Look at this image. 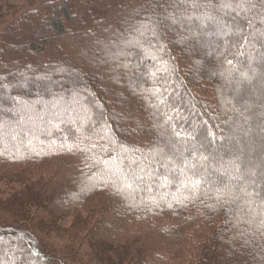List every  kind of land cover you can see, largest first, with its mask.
I'll return each mask as SVG.
<instances>
[{
	"label": "trees",
	"instance_id": "obj_1",
	"mask_svg": "<svg viewBox=\"0 0 264 264\" xmlns=\"http://www.w3.org/2000/svg\"><path fill=\"white\" fill-rule=\"evenodd\" d=\"M108 1L106 19L100 0H42L0 32V180L17 187L0 199V264H264V202L237 181L231 203L164 186L158 152L173 108L234 135L226 157L236 140L259 150L260 17L240 48L209 19L226 0Z\"/></svg>",
	"mask_w": 264,
	"mask_h": 264
},
{
	"label": "snow or ice",
	"instance_id": "obj_2",
	"mask_svg": "<svg viewBox=\"0 0 264 264\" xmlns=\"http://www.w3.org/2000/svg\"><path fill=\"white\" fill-rule=\"evenodd\" d=\"M219 7L223 10V15L219 18H209L213 19L219 32L225 36L238 37L237 45L240 48L252 44L253 41L250 39L252 32L247 29L255 27L256 17H260L258 22L264 24V0H226ZM249 13L253 15L250 16ZM225 16L232 18L233 25L225 22ZM237 18H242L244 23L236 24ZM229 28L231 31H226ZM255 43L259 44L260 49H264V31L259 32ZM258 59L260 64L264 65V52L259 53ZM227 63L231 65L233 62L228 60ZM242 76L249 82L253 78L247 73H242ZM249 108L250 106H245L244 111L240 112L245 122L251 118L245 115ZM170 111L175 112V116L164 114V125L167 126L166 140L163 147H158V152L166 161L161 164L165 169L162 175L164 186H176L178 190L183 189L192 197H196L204 186H214L217 191L216 198L231 203L239 197L232 192L226 181H237L240 184L238 191H242L246 197L259 198L264 202V113L260 114V122L256 125L257 139L261 145L259 150L251 148L252 154H245L241 142L236 140L235 147L227 149L229 156L226 157L222 154L224 141L235 140L234 135H218L217 126L209 125L207 121L188 127L186 117L181 116L174 108ZM251 131L252 128L249 126L245 135ZM165 148L168 149L167 152ZM225 165L231 167L233 172L227 171ZM137 179L142 180L143 177ZM249 188L252 190L249 191ZM228 197H231V200ZM188 198L187 195L184 197ZM168 207L170 208L171 204Z\"/></svg>",
	"mask_w": 264,
	"mask_h": 264
},
{
	"label": "rangeland",
	"instance_id": "obj_3",
	"mask_svg": "<svg viewBox=\"0 0 264 264\" xmlns=\"http://www.w3.org/2000/svg\"><path fill=\"white\" fill-rule=\"evenodd\" d=\"M40 2L42 0H0V32L5 29L7 25H9L11 22H13L15 19L20 17L22 14H24L28 9L38 7ZM74 6H77L78 9H80V6L75 3ZM119 9V5L117 3H111L108 0H100V8H95L94 11L99 14L100 16L103 15L106 19L110 16V11L117 13V10ZM110 10V11H109ZM71 35L67 38L66 36L57 39L60 46H63V43L66 41L68 44H72L73 39L70 38ZM75 42V41H74ZM84 42V41H83ZM75 44V43H74ZM72 44V45H74ZM132 46V45H131ZM148 48V41L141 43V48ZM91 52L93 50L90 49ZM112 55L108 57H112ZM89 58V52H84L81 56L83 60H86L85 58ZM119 60V59H118ZM117 60V61H118ZM90 66L94 64V61L92 59V56L87 61ZM88 68V67H87ZM199 97L203 98V95L201 93H197ZM17 189L16 186L13 184L0 180V199H7L11 196V194ZM71 222L70 218H66L65 220L61 221V225L68 227ZM85 261V260H83ZM34 264V263H29Z\"/></svg>",
	"mask_w": 264,
	"mask_h": 264
}]
</instances>
